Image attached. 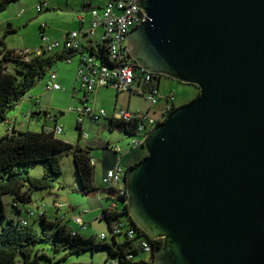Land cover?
<instances>
[{
  "label": "water",
  "instance_id": "water-1",
  "mask_svg": "<svg viewBox=\"0 0 264 264\" xmlns=\"http://www.w3.org/2000/svg\"><path fill=\"white\" fill-rule=\"evenodd\" d=\"M135 5L147 19L127 36L131 58L199 90L125 168L122 204L163 240L150 264H264V0Z\"/></svg>",
  "mask_w": 264,
  "mask_h": 264
},
{
  "label": "rangeland",
  "instance_id": "rangeland-1",
  "mask_svg": "<svg viewBox=\"0 0 264 264\" xmlns=\"http://www.w3.org/2000/svg\"><path fill=\"white\" fill-rule=\"evenodd\" d=\"M66 1V0H65ZM87 0H68V7L59 10L57 13H52L46 8L39 12L38 5L40 0H19L13 3L9 8L0 13V53L4 49V45L8 50H15L17 53L33 51L47 47L49 44L60 41L63 44L62 36L68 30H79L78 15H91L81 11L83 2ZM21 11L23 15L19 16ZM10 26L16 29L15 33H8ZM103 29L97 31L96 39L101 41ZM62 35V36H61ZM100 38V39H99ZM95 41V42H98ZM63 46L55 49L52 53H58ZM79 58H74L73 62L59 61L49 69L46 77L38 82L37 86L29 93L34 100L39 98L40 104L29 101L27 98L22 100L16 110L9 115V120L17 117L16 125L18 130L24 132H42L43 126L48 124L53 127L55 124L63 128V133L57 138L69 143L74 148H81L89 151L93 158L94 165V183L93 190L96 189L97 195L95 198L89 197L84 193L79 192L81 186L77 176V171L71 152L58 153L57 157L61 163L62 174L56 179V187L52 190H35L32 193V203L21 205L22 214L14 207V198L11 195L3 197V205L5 208L7 219L3 221V225L7 224L8 219H28L27 210L35 212L34 220H29V225L38 233H46L52 236L57 231L58 218L72 219L71 222H61V226L65 225L68 229L79 233L85 238H96V241H101L99 237L102 234L107 236L109 244L113 243L111 231L106 221H101L99 218L102 215L103 209H108L110 200L104 189L107 186L103 183L105 170V147L109 145L112 148L119 147L124 153L131 150L136 139L133 135L127 133H119L111 128L109 119H101L97 122H92L89 117H85L82 123L83 134L80 137L79 131L76 129V124L79 119V114L76 109L81 106V101L85 96L84 90L77 82V67ZM13 68H22L21 65H14ZM56 72L59 79L58 84L61 85V91L47 90L50 74ZM143 88L139 84L133 86V92H124L118 95V91L114 88H102L97 93L90 96V102L97 108L103 109L109 116L113 113L130 109L132 112H148L149 110H160L163 106V101H159L153 105L146 97L137 93ZM161 94L172 96L175 93L174 105L182 106L193 101L198 94V89L194 86L181 84L167 78H162ZM34 109V111H33ZM46 110L48 114L56 122H49L42 112L34 118H26L32 111L40 113ZM117 110V111H116ZM22 123V124H20ZM13 124L8 121L0 125V138L7 132L12 131ZM45 167L42 164H36L29 168V174L35 177H41L45 174ZM103 199L101 208L99 202ZM62 205L61 210L55 207V203ZM99 207V208H98ZM74 210V211H73ZM47 213L48 226L42 225L39 221V214ZM80 216L87 225V230L82 228L75 220V217ZM124 236H119L117 241L124 240ZM46 257L40 258L38 264H107L109 259V251L101 250L95 253L85 251L81 253L68 254L66 251L56 252L50 245L44 246ZM116 261L117 258L113 257ZM138 259L150 260L151 255L144 252Z\"/></svg>",
  "mask_w": 264,
  "mask_h": 264
},
{
  "label": "trees",
  "instance_id": "trees-1",
  "mask_svg": "<svg viewBox=\"0 0 264 264\" xmlns=\"http://www.w3.org/2000/svg\"><path fill=\"white\" fill-rule=\"evenodd\" d=\"M18 1L0 0V13L6 11L11 4ZM105 44V41H103L98 43L96 47L93 46V53L103 65L109 64ZM82 50L87 51L86 48ZM80 52L83 51L64 50L63 53L57 55L50 54L52 52H43V54L37 55L36 51L17 53L14 50H8L4 45V49L0 53L2 57L0 62V125L9 121L10 113L16 110L22 100L29 97V93L37 86L38 82L46 77L52 66L59 61L69 60ZM24 57H27L28 60H24ZM124 63L132 65L137 75L142 73L141 68L131 58L129 52L124 55ZM14 65H21L22 68L15 69L13 68ZM152 78L157 83L162 78L170 79L155 74ZM118 95H120L119 92ZM84 98H88V95H85ZM36 115L38 114L32 113L31 118L36 117ZM115 125L110 120L108 128L114 129ZM119 125L123 126L125 133L128 135L133 134L135 126L127 127L123 123ZM44 128L40 133L21 132L12 129L0 138V264H38L40 258L46 257L44 246L47 245H50L56 252L66 251L68 254L85 251L95 253L108 250L110 255L107 264H150V260L138 259L140 255L146 252L141 243L148 242L153 249H157L162 245L163 240H152L147 237L144 231L136 227L128 215L127 209H125L126 204L121 205V211L117 212L109 213L107 209H103L104 218L100 220L107 222L110 231L116 222L125 224V232L112 236V244L106 242L107 236L103 240L99 238L101 241L97 242L94 237L85 238L80 234L73 235L66 226H61V222L63 219L66 221V218L57 219L58 223L56 225L58 228L52 236H48L46 233H38L29 224L23 225V218L18 220L8 219L7 224L3 225V221L7 219L2 201L4 196L11 195L14 198L13 205L15 209L22 214L21 205L32 203L33 191L52 190L56 187V179L62 174L61 163L57 157L58 153L71 152L73 154L81 186L79 192L86 194V192L98 191L93 190L94 165L91 153L81 148H74L73 145L58 139L52 133H47ZM77 128L78 126H76ZM79 136L81 137L80 133ZM105 150L104 162L105 169L108 171L114 168L119 160L118 153L112 147L107 145ZM130 154L136 155L131 161L128 160ZM146 156L147 153L142 146L124 155L120 163L125 168H129ZM36 164H42L46 169L45 174L41 177L29 174V168ZM126 199V196L119 197L116 201L121 204ZM110 202L113 201L110 200ZM26 214L28 217V210ZM27 220H30L29 217ZM39 221L45 227L50 225L47 221V215L40 217ZM128 230L135 231L133 239H130L127 235ZM122 235L125 237L124 240L117 241V238ZM113 257H116L117 260L115 261Z\"/></svg>",
  "mask_w": 264,
  "mask_h": 264
},
{
  "label": "built area",
  "instance_id": "built-area-1",
  "mask_svg": "<svg viewBox=\"0 0 264 264\" xmlns=\"http://www.w3.org/2000/svg\"><path fill=\"white\" fill-rule=\"evenodd\" d=\"M44 5L40 4L38 7L40 12L43 10ZM91 14L92 26L87 32V36H95L97 29L103 27L104 35L101 42L105 41L106 43L109 64H101L93 53L94 48L92 46L85 47V45L80 44L78 41V32H73L66 36L63 40V44H49L47 47L36 51L37 55H41L43 52H53L55 49L60 48V46H63L64 50L83 51V53H81L80 65L77 73V82L84 90L85 95H88V98H84L81 106L76 109V112L79 114L76 126H78L77 129L80 135L82 136L83 134L82 123L85 117H89L92 122H97L101 119H109L105 110L99 109V111H97V108L92 105V102L89 100L91 95L97 93L102 88L111 87L116 89L119 93L133 92V86L138 82L139 86L143 89L140 92L137 91V93L146 97L153 105L164 99L163 106L160 110H149L148 112L135 113L130 112L129 110H116L117 112H115L113 117L109 119L115 124L123 123L127 127L135 126L132 135L136 137L133 147L127 153H124L119 147L113 148L114 151L118 153L119 162L114 168L106 171L103 177V183L107 186V188L104 189V192L107 194V198L113 201L107 210L109 213H112L121 211V205H124L122 203L118 204L116 199L119 197H127V190L125 189V186L122 185L126 169L120 162L124 155L130 153L133 149L142 147L152 130L158 124L163 123L167 119L168 114L175 107V93L172 92V96H166V94L163 96L160 91L161 79L157 83L152 78L153 74L147 73L143 69H141L142 73L137 75L135 68L132 65L124 63V55L129 52L127 51V36L129 32L147 19L146 14L136 7L135 0H111L101 13L93 9ZM84 48L87 49V52L82 50ZM23 59L28 60L27 57H24ZM1 61L2 57L0 56V62ZM49 80L47 90H63L57 82L56 72L50 74ZM27 99L31 102L33 101L37 105L40 103L38 98L34 100V97L29 96ZM42 112L45 113L47 121L56 122L46 110H43ZM31 114L32 113L25 117L29 120ZM44 130L47 133H52L55 137L63 133V128L57 124L53 127L45 126ZM110 193L115 194L116 197L110 198ZM55 207L60 209L62 208V205L55 203ZM45 215H47L46 212H41L39 218ZM28 217L30 220H34L36 217L35 212L28 210ZM101 218H104V215H102ZM64 220L65 219H63V222ZM75 220L82 228H87V225L80 216L76 217ZM22 223L23 225H28L29 220L24 219ZM124 230L125 224L122 222H116L111 229V235L115 236L121 234L125 232ZM70 231L73 235L78 234L72 230ZM127 235L130 239H133L135 231L128 230ZM99 238L102 240L106 239V235L102 234ZM141 246L148 254L154 250L148 242H142Z\"/></svg>",
  "mask_w": 264,
  "mask_h": 264
},
{
  "label": "crops",
  "instance_id": "crops-1",
  "mask_svg": "<svg viewBox=\"0 0 264 264\" xmlns=\"http://www.w3.org/2000/svg\"><path fill=\"white\" fill-rule=\"evenodd\" d=\"M111 0H87L86 2H83V5H82V8H81V11H79V12H87V13H90L91 14V11L93 10V9H95V10H97L98 12H102L103 11V9L109 4V2H110ZM40 4H45L44 6H43V10H44V8H46V10H48V11H50V12H52V13H57L59 10H63V9H65L66 7H68L69 5V3H68V0H40V3H39V5L37 6V7H39L40 6ZM42 10V11H43ZM41 11V12H42ZM24 14V12L23 11H21V13H20V15L19 16H21V15H23ZM77 22H79V30H76V29H71V30H68V32H66L63 36H62V38H63V40H64V38L66 37V36H68V35H70L71 33H73V32H78V34H79V36H78V41L80 42V44L81 45H85V47L87 46V47H90V46H94V47H96L97 46V44L98 43H101V41H98V40H95L96 39V35L95 36H87V32L91 29V24H92V14L91 15H89V14H87V15H83V14H81V15H78V17H77ZM100 28H102L103 29V27H99L98 29H97V31L100 29ZM97 31H96V34H97ZM15 33L16 32V29L13 27V26H10V28L8 29V33ZM103 35H104V29H103V34H102V38H101V40L103 39ZM100 39V38H99ZM95 41H98V42H95ZM55 43H61L60 41H58V42H55ZM60 47H62V46H60ZM42 49V48H41ZM41 49H35V50H33V51H37V50H41ZM85 49V48H84ZM15 51V50H14ZM64 52V49L62 48V50L60 51V52H58V53H50V54H52V55H57V54H61V53H63ZM87 52V51H86ZM81 53H83V52H80L79 54H77L76 56H74L73 58H71V59H69V60H66V62H73V60H74V58H79V64H78V67H77V69H79V65H80V60H81ZM77 73H78V71H77ZM57 74V73H56ZM58 79H59V77H58V75H57V81H58ZM169 80V79H168ZM161 82H162V79H161V81H160V87H161ZM48 85V84H47ZM61 86V85H60ZM121 94V93H120ZM39 99V98H38ZM34 103V102H33ZM38 105H41L40 103L38 104ZM37 104H36V106H38ZM127 110H129L130 111V109H127ZM33 111H34V109H33ZM33 111L31 112V113H33ZM43 111V110H42ZM42 111L40 112V113H36V114H41L42 113ZM130 112H132V111H130ZM136 112H139V111H136ZM135 113V112H134ZM38 115H36V116H38ZM108 115V114H107ZM113 115H114V113L111 115V116H109L108 115V118L109 119H111L112 117H113ZM18 120V118L17 117H13L12 119H10L9 121H8V123L9 124H13V123H15V125H13V129H15L16 131H21V132H24L23 130H18V128H17V125H16V121ZM20 124H22V123H20ZM45 126H48V124L46 123V125H44L43 126V128L45 127ZM49 127V126H48ZM132 154V153H131ZM130 154V156L128 157V160L129 161H131L132 160V158L133 157H136V155L134 154V155H131ZM108 157L110 156V155H107ZM111 159V158H110ZM109 159V160H110ZM126 159V158H125ZM106 171V169L104 170V172ZM105 174V173H104ZM104 177V176H103ZM94 198V197H93ZM102 201H103V199H102ZM102 201L100 200V202H99V204L101 205L100 207L101 208H103V205H102ZM57 203V202H56ZM99 208V207H98ZM59 210H61V208L59 209ZM57 211V212H60V211ZM74 211V210H73ZM77 217H79V216H77ZM101 217H102V215H101ZM101 217L99 218V219H101ZM76 218V217H75ZM71 220L72 219H68V218H66V221H64V222H67V221H70L71 222ZM102 221V220H101ZM88 228V227H87ZM87 228L85 229V230H87ZM70 230V229H69ZM79 234V233H78ZM82 236V235H81Z\"/></svg>",
  "mask_w": 264,
  "mask_h": 264
},
{
  "label": "flooded vegetation",
  "instance_id": "flooded-vegetation-1",
  "mask_svg": "<svg viewBox=\"0 0 264 264\" xmlns=\"http://www.w3.org/2000/svg\"><path fill=\"white\" fill-rule=\"evenodd\" d=\"M174 108H175V107H174ZM117 126H120V125H119V124H118V125L116 124L115 127H113V128H114L113 130H115V128H116Z\"/></svg>",
  "mask_w": 264,
  "mask_h": 264
},
{
  "label": "clouds",
  "instance_id": "clouds-1",
  "mask_svg": "<svg viewBox=\"0 0 264 264\" xmlns=\"http://www.w3.org/2000/svg\"><path fill=\"white\" fill-rule=\"evenodd\" d=\"M175 107H177V106H175ZM127 200V199H126ZM126 204V203H125ZM103 213V212H102Z\"/></svg>",
  "mask_w": 264,
  "mask_h": 264
}]
</instances>
